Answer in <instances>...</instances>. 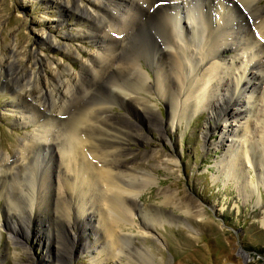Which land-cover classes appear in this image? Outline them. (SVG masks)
<instances>
[{
    "label": "rangeland",
    "instance_id": "1",
    "mask_svg": "<svg viewBox=\"0 0 264 264\" xmlns=\"http://www.w3.org/2000/svg\"><path fill=\"white\" fill-rule=\"evenodd\" d=\"M129 4V0H0V155L13 157L22 139L41 128L37 121H58L62 137L64 128L78 123L88 134V140L92 139L94 145L90 143V146L106 150L108 155L112 147L104 149L106 146H100V142L114 136L124 142L125 151L116 148L114 156L106 158L113 166L120 164L129 170L148 171L156 177L154 184L134 198L136 209L132 213L163 210L168 221L160 220L149 228L140 217L135 218L136 228L115 227L122 237L117 257L100 253L105 239L99 218L101 202L89 199V195L83 199L85 204L80 197L67 193L70 176L62 174L68 176V184L63 187L64 180L61 179L62 183L57 179L55 168L57 149L49 143L38 149L51 157L46 160L44 154L40 158L44 161H38L42 164L39 163L37 180L44 179L45 188L34 212L26 213V198L18 196L19 209L24 215L8 213L5 192L9 198L19 195L17 181L23 179L16 180L13 186L10 183L9 187L0 180V264H264V164L240 161L238 176H241L227 177V150L234 139L231 137L234 128L227 126L232 120L225 122L219 118L216 124L211 122L215 130L212 136L204 138L209 115L207 111L199 112L190 118L187 126L166 130L165 139H160L134 100L133 76L125 70L127 59L135 55L136 39H128V45L117 52L107 67L103 63L104 66L95 67V73L90 71L104 50L101 36L92 32L97 17L106 7L120 5L122 8L118 9L122 10ZM259 4L264 8V0ZM193 6L198 7L196 0ZM233 55L229 52L226 58ZM141 63L153 78L144 59ZM28 85L34 91L25 97V102L39 107L44 104L47 111L42 108L39 119L25 121L28 105L16 94ZM120 93L131 96L125 98ZM150 99L157 106L154 107L156 119H151L157 125L160 120H166L167 106L155 93ZM104 107H108L107 112ZM258 127L253 125L243 138L234 139L235 148L250 143L255 153H260ZM138 134L145 138L139 139ZM128 135L133 141H128ZM148 150L171 154L176 163L168 169L152 159H143L141 153ZM106 159L94 162L102 165L104 160L106 166L109 162ZM47 161L50 169L45 165ZM121 181L126 183L128 179ZM166 189L175 194V204L186 205L188 215L181 213L183 208L179 210L176 205L161 204L160 191ZM23 190L26 192L25 187ZM58 192L63 200L56 198ZM65 203L69 204L68 209ZM81 206L87 211L93 206L92 213L78 217ZM11 224H15L17 232L11 229ZM138 228H145L151 234H138L135 231ZM87 245L89 252L84 247Z\"/></svg>",
    "mask_w": 264,
    "mask_h": 264
},
{
    "label": "bare ground",
    "instance_id": "2",
    "mask_svg": "<svg viewBox=\"0 0 264 264\" xmlns=\"http://www.w3.org/2000/svg\"><path fill=\"white\" fill-rule=\"evenodd\" d=\"M129 1L130 4L127 8L124 7L120 10L118 9L121 7L120 5L106 7L104 8L106 10L101 11L97 17V25L93 26L95 31H90L94 33L93 35L101 36L104 50L102 54L99 53L101 56L96 65L90 66V71L95 73V67L103 65V63L107 67L111 59L116 58L117 52H122L125 49L128 45V39H136L133 50L135 55L133 58L127 59L125 70L126 72L130 71L131 77L133 76L131 87H133L136 95L134 100L138 101L142 113L146 115L149 125L158 133L160 139H165L166 130L171 132L182 125L187 126L190 118L199 112L207 111L209 123L204 138L212 136L215 128L211 122L216 124L219 118L225 122L232 120L231 123H236L235 125L230 123L227 126L234 128L233 134L231 133V137L234 139L243 138L253 125L259 126L257 133L260 139V153H255L254 146L250 143L247 146L243 144L242 147L235 148L237 141L234 139H232L233 144L228 146L229 158L226 160L228 171L226 175L229 179L234 176H241H238L240 161L245 160L253 165L258 162L263 165L264 8L259 4L261 0H196L197 8L193 6L194 0ZM87 16L94 20L91 16ZM249 18L252 19L251 24L248 23ZM134 24L136 29L135 27L132 28ZM90 38L92 39L94 36ZM229 52L234 55L226 58V54ZM142 59L152 72L153 78L142 67ZM101 70L103 71V69ZM99 73H97V77H99ZM120 88L122 87L119 86L121 91ZM32 90L29 85L28 87L25 86L17 92L16 97L22 98L23 102L26 103L25 97L32 95ZM154 93L163 99L167 106L166 120H158L159 123L156 121L157 125L152 122L156 119L157 114L154 112V107L157 106L150 99ZM120 94L123 95V93ZM123 96L126 98L131 95L124 94ZM53 103L55 104L54 101ZM26 104L28 105H25L28 108L26 112L28 116L23 118L25 121L39 119V116L43 114L42 108L47 109L44 104L42 107L35 103L27 102ZM107 108L102 109L107 112ZM49 120L35 121L41 128L39 127L33 134L22 139L13 157L0 155V180L2 181L0 182L7 187L10 183V186H13L12 184L16 180L23 179L20 182L17 181L18 187L16 189L20 192L19 195L16 193L9 198L7 191L5 192V205L8 213L11 211H14V214L18 213V215L22 213L17 201L18 196L26 198V206L28 207L26 213L31 214V211L34 212L37 209L45 188L44 179H39H43V182L37 180L40 175L38 173L40 164H42L40 162L44 161L40 158L44 154L43 158L46 160L51 157V154L48 157V153L38 151V149L39 146L52 143L57 149L58 165L56 164L55 167L58 174L57 179L59 181L64 180L63 187L68 184L66 180L68 176L63 177L62 174L66 173L70 176L68 180L71 185L66 187L67 193H71L72 197L74 195L77 198L80 197L82 200L90 195L89 199H98L101 202V215L98 216L102 220L101 226L103 225L105 239L101 242L100 253H106V256L112 258L117 257L119 253L118 242L121 241L122 237L115 231V227L129 225L130 228H136L135 218L140 217L144 219L142 221H145V226L149 228L158 224L160 220L165 222L166 217H164L165 212L163 210L132 213L136 209L134 198H137L143 189L154 184L156 177L151 173L148 174V171H133L119 166L120 164L113 166L111 160L106 159L114 156L116 151L114 149L116 148L125 151L122 140H118L114 136L101 140L100 146H106L104 149L112 147V151L109 150L108 155L106 150L104 152L103 149L100 151L92 148L94 145L91 143L92 139L91 142L88 140V134L81 130L82 128L78 123H73L70 127L64 128L62 137L61 124L58 121ZM225 134L223 133V136ZM104 135L106 136V134ZM126 138L128 141L132 140V136L129 135ZM138 138L145 137L138 134ZM141 156L143 159H152L153 163L164 165L167 168L176 163L171 154L168 155L158 150L145 151V153H141ZM102 158L109 161L107 163L113 167L110 168L105 161L106 167L104 160L102 161L104 165L102 162H100L102 165L94 162L97 159L101 161ZM45 165L50 169L48 161ZM123 178L128 179V182H122L121 179ZM24 187L26 192L23 190ZM56 194L58 200H63L60 192ZM160 194L162 196L161 204L176 205L179 210L183 208L180 210L181 213L189 214L186 205L182 207L179 202L175 204V194L171 190L160 191ZM85 200L83 202L87 204ZM68 203L64 205L67 209ZM91 207L93 209V206ZM91 207L87 211L83 206L77 210V206L76 210L80 215L78 217L92 213ZM11 225H13L11 229L16 231L15 224ZM28 229L29 223L26 227V230ZM135 231L138 234L141 232L142 235L151 234L145 228H138ZM92 246L95 247L89 245L90 248ZM84 247L86 252H89L88 245Z\"/></svg>",
    "mask_w": 264,
    "mask_h": 264
}]
</instances>
